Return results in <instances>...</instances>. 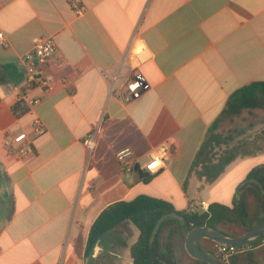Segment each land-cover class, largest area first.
I'll use <instances>...</instances> for the list:
<instances>
[{
	"label": "crops",
	"instance_id": "crops-1",
	"mask_svg": "<svg viewBox=\"0 0 264 264\" xmlns=\"http://www.w3.org/2000/svg\"><path fill=\"white\" fill-rule=\"evenodd\" d=\"M81 2L78 16L67 0H0V88L11 98L0 99V170L13 207L10 221L0 220V264H86L92 226L109 206L141 195L179 211L232 206L264 165L262 152L237 158L213 183L190 172L230 96L264 82V0ZM41 35L55 36L59 51L43 69L51 90L36 87L29 96L41 100L29 108L18 96L22 57ZM138 54L150 90L126 104L112 76L128 77ZM23 132L25 155L6 145ZM125 148L140 166L163 148L165 167L150 183L138 170L126 174L116 158Z\"/></svg>",
	"mask_w": 264,
	"mask_h": 264
},
{
	"label": "trees",
	"instance_id": "trees-1",
	"mask_svg": "<svg viewBox=\"0 0 264 264\" xmlns=\"http://www.w3.org/2000/svg\"><path fill=\"white\" fill-rule=\"evenodd\" d=\"M255 109L264 110V82H253L230 96L225 109L209 128L190 172L197 170L200 177L213 183L237 158L264 152V129L251 139L245 138L238 145L226 147L221 153L218 150L225 143L223 136L216 132L222 121ZM256 142L263 144L258 147L249 145ZM137 170L145 183L156 177ZM4 178L8 184V178L5 175ZM245 178L237 189L232 206L214 202L205 210L179 211L172 203L147 195L115 203L104 210L92 226L85 251L90 254L106 234L129 221L139 231L137 241L130 247L133 264H209L188 255L185 242L193 228L211 226L229 236L239 237L264 221V165L253 168ZM187 185L188 181L184 183L185 189ZM6 197L9 203L6 221H10L13 207L10 195ZM77 243V252L80 253L83 241L79 239ZM199 247L214 253L226 264L219 247H229L209 239H201ZM228 264H264V234L249 245L236 248Z\"/></svg>",
	"mask_w": 264,
	"mask_h": 264
},
{
	"label": "built area",
	"instance_id": "built-area-1",
	"mask_svg": "<svg viewBox=\"0 0 264 264\" xmlns=\"http://www.w3.org/2000/svg\"><path fill=\"white\" fill-rule=\"evenodd\" d=\"M73 11L78 15L82 16L84 14V7L81 0H67ZM7 38L5 32L0 28V45L7 46ZM55 36L53 35H41L34 39L32 49L22 57V61L25 65V71L23 79L19 85L20 100L24 101L29 108L36 106L41 99L34 98L31 95V92L36 88H43L46 92L51 90V81L46 71L43 70L44 66L54 59L58 55L59 47ZM143 62L142 57L137 55V65L130 71L128 77H120L119 74L112 76L113 79V91L119 92L120 98L124 103H131L140 97H142L147 91L150 90V85L145 78L144 74L140 72V64ZM43 131V124L39 119H35L32 125V132L35 134H40ZM94 145L95 134L92 133L85 140V144L89 150L94 146H90V143ZM7 147H10L11 151L17 152L21 155L27 154L29 150V134L23 132L15 136L13 139L6 140ZM130 149L125 148L121 149L116 154L117 161L121 165L123 171L128 174L134 170L141 169L147 173V166L149 163L153 162L152 153H150L148 160L142 166L137 163L135 159L134 152L131 150V154L125 153V155L120 158L119 154L124 152V150ZM166 162V161H165ZM160 167L159 170H153L150 175L159 174L163 168ZM229 247V246H227ZM236 247H219V252L223 257V260L226 264L229 263L230 255L235 252Z\"/></svg>",
	"mask_w": 264,
	"mask_h": 264
},
{
	"label": "rangeland",
	"instance_id": "rangeland-1",
	"mask_svg": "<svg viewBox=\"0 0 264 264\" xmlns=\"http://www.w3.org/2000/svg\"><path fill=\"white\" fill-rule=\"evenodd\" d=\"M264 129V110H245L240 116L233 118H225L217 129V133L221 134L225 140V143L218 149L219 152L223 151L226 147H233L238 145L240 141L251 136L255 133H259ZM251 139V138H250ZM263 143L256 142L250 143V146L258 147ZM7 182L5 181L4 174L0 170V220L4 223L7 219V209L4 193L7 191ZM138 229L129 221L123 222L121 225L115 227L102 239V243L105 245L114 244V240H121L125 243L122 247H113V250L117 254L123 256V262L131 261L128 257L129 246L137 239ZM125 258V259H124ZM91 254L86 255V264H90ZM92 263V262H91Z\"/></svg>",
	"mask_w": 264,
	"mask_h": 264
},
{
	"label": "water",
	"instance_id": "water-1",
	"mask_svg": "<svg viewBox=\"0 0 264 264\" xmlns=\"http://www.w3.org/2000/svg\"><path fill=\"white\" fill-rule=\"evenodd\" d=\"M264 234V221L256 226L254 229L245 232L239 237L229 236L220 230L211 226H201L193 228L189 233L185 247L192 258L205 261L209 264H223L221 260L209 251H205L199 247V241L201 239H209L218 244H222L229 247L242 248L249 245ZM130 264H133L130 263Z\"/></svg>",
	"mask_w": 264,
	"mask_h": 264
},
{
	"label": "flooded vegetation",
	"instance_id": "flooded-vegetation-1",
	"mask_svg": "<svg viewBox=\"0 0 264 264\" xmlns=\"http://www.w3.org/2000/svg\"><path fill=\"white\" fill-rule=\"evenodd\" d=\"M125 243L126 242H123L121 240H114V244L104 246L101 240L99 244L95 247V249L90 252V264H130L129 262L122 263L123 256L121 254H117V251L115 252V250H113V247H122L125 246ZM85 253L87 255V252Z\"/></svg>",
	"mask_w": 264,
	"mask_h": 264
},
{
	"label": "clouds",
	"instance_id": "clouds-1",
	"mask_svg": "<svg viewBox=\"0 0 264 264\" xmlns=\"http://www.w3.org/2000/svg\"><path fill=\"white\" fill-rule=\"evenodd\" d=\"M0 99H4L5 102H11V98L5 96L3 88H0ZM89 143H90V146H94L92 142H89ZM125 153L130 155L131 150L130 149L124 150V152L119 154V157L122 158L125 155ZM152 157H153V162L149 163L147 166V170L149 171V173H152L154 169L159 170L160 167H163L165 161L168 158L167 153L163 148H161L157 152H153Z\"/></svg>",
	"mask_w": 264,
	"mask_h": 264
}]
</instances>
